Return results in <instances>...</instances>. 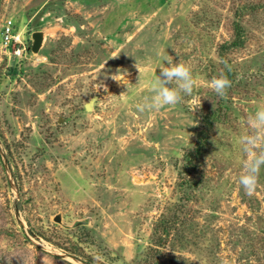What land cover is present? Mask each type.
<instances>
[{
    "label": "rangeland",
    "instance_id": "1",
    "mask_svg": "<svg viewBox=\"0 0 264 264\" xmlns=\"http://www.w3.org/2000/svg\"><path fill=\"white\" fill-rule=\"evenodd\" d=\"M165 57L193 93L140 111ZM261 106L264 0H0V264H264Z\"/></svg>",
    "mask_w": 264,
    "mask_h": 264
},
{
    "label": "clouds",
    "instance_id": "2",
    "mask_svg": "<svg viewBox=\"0 0 264 264\" xmlns=\"http://www.w3.org/2000/svg\"><path fill=\"white\" fill-rule=\"evenodd\" d=\"M141 72V69L136 65ZM160 74L151 85L152 95L144 103L138 105L140 111L159 110L175 106L183 101L184 96L193 93L195 79L192 69L186 63L165 57L163 65L159 66ZM116 80L122 79L114 77ZM231 81L224 74L213 78L211 88L214 93L225 98ZM200 105H195V111ZM248 133L240 137L239 143L246 155L243 171L239 176V184L248 195H252L258 185L261 168L264 167V106L259 107L247 117Z\"/></svg>",
    "mask_w": 264,
    "mask_h": 264
},
{
    "label": "built area",
    "instance_id": "3",
    "mask_svg": "<svg viewBox=\"0 0 264 264\" xmlns=\"http://www.w3.org/2000/svg\"><path fill=\"white\" fill-rule=\"evenodd\" d=\"M3 40L6 46H12L14 54L22 55L24 47H21L22 39L20 34L15 31L12 20H9L3 31Z\"/></svg>",
    "mask_w": 264,
    "mask_h": 264
},
{
    "label": "water",
    "instance_id": "4",
    "mask_svg": "<svg viewBox=\"0 0 264 264\" xmlns=\"http://www.w3.org/2000/svg\"><path fill=\"white\" fill-rule=\"evenodd\" d=\"M32 38H33V45H32V49L35 51V52H38L43 44V40H44V33L43 31L41 30H37V31H34L32 33ZM88 108L91 107V104H89L87 106ZM60 217L57 216V220H59Z\"/></svg>",
    "mask_w": 264,
    "mask_h": 264
}]
</instances>
